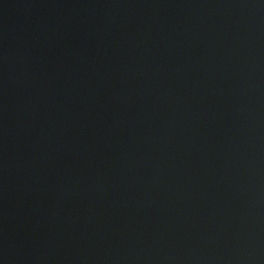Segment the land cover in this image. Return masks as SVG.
Here are the masks:
<instances>
[{"label":"water","instance_id":"95a60500","mask_svg":"<svg viewBox=\"0 0 264 264\" xmlns=\"http://www.w3.org/2000/svg\"><path fill=\"white\" fill-rule=\"evenodd\" d=\"M0 264H264V0H0Z\"/></svg>","mask_w":264,"mask_h":264}]
</instances>
